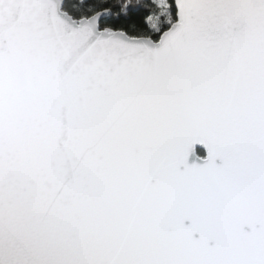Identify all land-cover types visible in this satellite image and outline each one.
<instances>
[{"label":"snow or ice","instance_id":"snow-or-ice-1","mask_svg":"<svg viewBox=\"0 0 264 264\" xmlns=\"http://www.w3.org/2000/svg\"><path fill=\"white\" fill-rule=\"evenodd\" d=\"M50 102L0 112V264H264V111L184 123L153 75L230 37L215 0H75Z\"/></svg>","mask_w":264,"mask_h":264},{"label":"water","instance_id":"water-1","mask_svg":"<svg viewBox=\"0 0 264 264\" xmlns=\"http://www.w3.org/2000/svg\"><path fill=\"white\" fill-rule=\"evenodd\" d=\"M214 11L230 40L221 59L199 72L202 87L172 57L153 63L191 129L211 117L220 98L241 114L264 111V0H215ZM70 23L63 0H0V112L23 116L50 102Z\"/></svg>","mask_w":264,"mask_h":264},{"label":"trees","instance_id":"trees-1","mask_svg":"<svg viewBox=\"0 0 264 264\" xmlns=\"http://www.w3.org/2000/svg\"><path fill=\"white\" fill-rule=\"evenodd\" d=\"M63 10L72 17L77 14L79 9L75 5V0H63Z\"/></svg>","mask_w":264,"mask_h":264}]
</instances>
